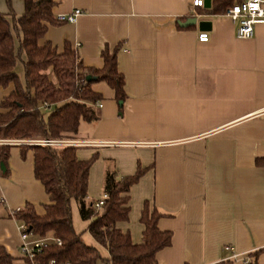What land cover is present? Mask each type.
<instances>
[{
	"label": "crops",
	"instance_id": "1",
	"mask_svg": "<svg viewBox=\"0 0 264 264\" xmlns=\"http://www.w3.org/2000/svg\"><path fill=\"white\" fill-rule=\"evenodd\" d=\"M52 1L54 19L74 10L80 15L72 24L47 26L39 45L49 43L61 53L68 44L84 68L96 70L102 50L121 47V113L113 91L93 83L90 89L101 97L100 107L94 105L97 121L80 122L71 137L103 143L75 149L78 161L95 156L87 201L102 196L107 168L121 178L140 167L145 172L128 192V220L116 229L139 244L140 212L145 203L154 207L161 214L158 230L170 234V245L155 254L156 264H244L242 258L255 251L257 264H264V164H255L264 161V23L241 40L227 18L201 12L204 4L192 11V0ZM10 7L16 17L23 12L20 0H10ZM7 12L0 0V13ZM191 17L194 25L180 26ZM199 22L209 23V30L199 31ZM200 32L208 42H197ZM11 91V85L0 87V103ZM4 146L0 246L12 264H25L10 213L30 205L42 216L49 200L34 178L33 152L21 156L20 147L27 145Z\"/></svg>",
	"mask_w": 264,
	"mask_h": 264
},
{
	"label": "trees",
	"instance_id": "2",
	"mask_svg": "<svg viewBox=\"0 0 264 264\" xmlns=\"http://www.w3.org/2000/svg\"><path fill=\"white\" fill-rule=\"evenodd\" d=\"M23 12L16 17L5 0L8 12L0 13V87L12 86V91L0 103V139L5 140H55L77 134L80 122L94 123L97 115L94 105L101 97L90 86L103 82L113 91L118 113L125 100L123 78L116 68V54L100 53L99 70L84 68L77 54L68 44L57 53L49 43L39 45L47 26L64 23L51 16L52 0H20ZM242 0H210L201 12L221 16L232 5ZM21 68L19 78L17 68ZM89 76L94 81L87 82ZM39 104L42 108H39ZM33 152V175L42 185L49 204L38 216L32 206L10 213L25 232L35 238L51 236L61 242L60 247L46 246L35 255V264H156L155 254L170 245V234L157 228L161 217L147 203L140 212L143 227L141 242L132 244L127 233L116 229V224L126 222L129 213L128 192L143 175L145 169L137 167L134 174L118 177L114 168H107L102 177V194L106 196L99 209L93 208L86 197L88 170L95 156L78 161L75 148L47 146H21ZM8 146H0V170L7 175ZM256 165L264 161L256 160ZM75 205L80 221L86 223L85 232L94 242L87 245L81 234L72 226L70 207ZM260 251L246 255L244 264H257ZM0 264H12V258L0 246Z\"/></svg>",
	"mask_w": 264,
	"mask_h": 264
},
{
	"label": "built area",
	"instance_id": "3",
	"mask_svg": "<svg viewBox=\"0 0 264 264\" xmlns=\"http://www.w3.org/2000/svg\"><path fill=\"white\" fill-rule=\"evenodd\" d=\"M203 0H192L190 3L191 10L201 9L203 7ZM80 15L79 10H74L66 15H59L55 18L56 21L64 24H72L76 18ZM234 24V35L237 39L245 40L250 39L253 36L254 27L256 25L264 23V0H242L229 7L222 15ZM196 40L198 43H206L209 40L208 34L200 32L197 34ZM95 106L100 107V103H96ZM36 145L47 146L53 148H85L88 146H99L103 143H92L87 141H80L74 139H55V140H5L0 139V146L4 145ZM106 196H102L94 202L93 208L99 209L105 200ZM19 234V246L18 255L21 261L25 264H35L34 257L40 254L42 249L49 245L56 247L61 246V242L51 236H45L43 238H32L25 232V225L18 224L17 227ZM228 249L227 247L225 248ZM234 258V256H232ZM246 259H243V263ZM48 264H55L53 260Z\"/></svg>",
	"mask_w": 264,
	"mask_h": 264
},
{
	"label": "rangeland",
	"instance_id": "4",
	"mask_svg": "<svg viewBox=\"0 0 264 264\" xmlns=\"http://www.w3.org/2000/svg\"><path fill=\"white\" fill-rule=\"evenodd\" d=\"M70 214H71L72 226L75 232H79L81 234V238L85 244L95 246L92 239L88 236L87 232H85L86 223L80 221L76 212L75 205L73 203H71ZM242 259H246V257L244 256Z\"/></svg>",
	"mask_w": 264,
	"mask_h": 264
},
{
	"label": "water",
	"instance_id": "5",
	"mask_svg": "<svg viewBox=\"0 0 264 264\" xmlns=\"http://www.w3.org/2000/svg\"><path fill=\"white\" fill-rule=\"evenodd\" d=\"M209 6V0H204V7L205 8H208ZM196 22V19L195 18H188L187 20L184 21V23H182L180 26L181 27H187V26H191V25H194ZM209 23L207 22H199L197 24V27H198V30L199 31H202V30H209ZM87 82H91V81H94V79H92L91 77L87 76L86 79H85Z\"/></svg>",
	"mask_w": 264,
	"mask_h": 264
}]
</instances>
